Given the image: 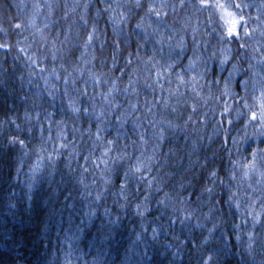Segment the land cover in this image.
I'll use <instances>...</instances> for the list:
<instances>
[{"label": "trees", "instance_id": "16d2710c", "mask_svg": "<svg viewBox=\"0 0 264 264\" xmlns=\"http://www.w3.org/2000/svg\"><path fill=\"white\" fill-rule=\"evenodd\" d=\"M246 1L212 0L226 5ZM256 1L264 7V0ZM49 2L54 5L52 15L45 19L48 10L43 9L37 18L38 26L49 25V43L44 44L34 29L14 27L27 24L35 0H0V43L10 45L0 48V264H202L209 255L211 264H264V229L248 242L236 229L237 212L230 199L233 161L250 122L228 120L237 108L246 117L252 102L239 94L237 84H230L228 97L223 95L215 61L223 44L231 56L229 64L241 63L236 59L242 55V35L228 38L218 9L200 7L199 0H184L182 9H176L180 0H167L175 11L166 8V17L152 15L150 20L146 10L152 0H141L140 8L135 0ZM108 3L123 5L117 11H124L127 21L110 19ZM137 23L144 27L137 28ZM93 24L96 38L85 49L83 40ZM181 38L183 48L178 46ZM191 53L214 57L210 72L198 80L197 91L206 89L208 100L191 86L180 85L179 93L175 91L177 74L185 80L193 76L188 68L180 72L176 62ZM157 61V67L163 65L169 73L161 79L163 88L155 81L152 65ZM61 64L75 84L66 86L62 78L49 75L55 68L63 77ZM90 73L108 83L95 85ZM112 81L119 90L109 107L99 93ZM85 88L87 93L81 94ZM70 99L81 108L79 113L72 111ZM227 103L229 116L224 114ZM131 104H138V111L133 112ZM102 109L107 114L98 118ZM14 137L16 142H10ZM107 140L115 143L109 146ZM105 147L111 152L102 155ZM142 153L153 157L152 171L145 179L139 174L125 177ZM212 171L216 177L209 175ZM151 177L156 182L148 186ZM184 209L191 213L188 219ZM139 245L143 250L136 251Z\"/></svg>", "mask_w": 264, "mask_h": 264}, {"label": "snow or ice", "instance_id": "6c2138e0", "mask_svg": "<svg viewBox=\"0 0 264 264\" xmlns=\"http://www.w3.org/2000/svg\"><path fill=\"white\" fill-rule=\"evenodd\" d=\"M181 3V7L184 6V0H180ZM199 6L200 7H213L216 9H219L220 12L222 13L221 15V20L224 22V25L226 26V36L228 38H241V32L240 29H243V37H250L251 36V32L249 31V27H248V23L247 20L245 18L244 15L240 14V11L243 7H247V5H241L239 3L237 4H233V5H226L225 3L222 2H215L213 3L212 0H199ZM75 7H79V5L77 4ZM75 7L72 8V11H75ZM85 8L87 7V5L84 6ZM135 7L140 8L142 7V3L141 0H135ZM171 7L173 11H175V6L174 5H169L168 3H166V0H159V2L157 3L156 0H152V2H150L148 4L147 10H146V16H148L149 20L151 18L152 15H154L155 17H157L158 19L161 17H166L168 15V13L166 11H164V9ZM54 5L53 3L49 2V0H43V3L40 2V0H35V3H33L32 5V16L29 18L27 24H23V23H17L14 25V27L16 29H24L26 27L32 28L35 30V33H39L40 34V38L43 41L44 44H48L49 43V39L48 37L45 35V30L48 28V24L45 23L43 24V26H38L37 25V18L41 15H44V13L42 12L43 9H47L48 13L45 16V19H47L48 16L52 15V11H53ZM106 8L113 13L112 16H110V19H118L119 22L124 23L127 21V14L124 11H117V9H122L123 5L120 4H116L115 8L113 7V5L111 3H108L106 5ZM230 8H235L237 11H230ZM64 15L67 17L68 16V12L66 11L64 13ZM80 19L83 21L84 24H87L88 21L81 16ZM145 17H141V21H144ZM257 19H259V17H257ZM137 28H142L144 27L143 23H137L136 25ZM147 27H152L151 23L148 24ZM3 30V29H0ZM155 31H159V28L157 27L156 29H154ZM69 31H71V28H69ZM145 31H147V28L145 27ZM195 31V30H194ZM96 26L95 24H93L91 31L87 32L86 34V39L83 40V47L85 49H88L92 46L94 39L96 38ZM65 39H67V34H65ZM167 39L169 41L173 40L172 36H168ZM221 39H224V37L222 36ZM63 42H61L62 44ZM51 46L52 48L56 49L57 51L59 49H57V40L56 39H52L51 40ZM178 46L183 48V38H181V40L178 42ZM10 45L6 44V43H0V48H9ZM241 47H246V45L241 44ZM20 51L24 52L25 49L21 48ZM222 51H227L226 49H222ZM254 52L260 51L259 48H256L253 50ZM83 55V54H82ZM213 55H215V53H213ZM261 59L259 61V63L264 64V52L260 53ZM52 58L53 60H55L57 57L55 55V52H53L52 54ZM28 59L31 61L32 64L39 66L38 62L36 59H33L32 56H29ZM149 61H152V57L148 58ZM229 61V57L226 55L224 56V58L221 60V63H227ZM157 64H159V62H155L153 63L152 67L156 69L155 71V81L157 84L160 85L161 88H163V84H161V79L165 78L166 75H168L169 73H167L164 70V66L161 65L159 68L157 67ZM60 67L64 70L65 75L63 77H61V75L59 73L56 72V69L53 68L52 72L49 73L50 76H55V78L57 80L59 79H63L65 85L67 86L70 82L72 84H75V78L73 77L72 73L68 72L67 68H65V66L63 64L60 65ZM172 65L168 64L167 68L171 69ZM195 67V61L194 60H190L189 61V69L190 70H194ZM254 65L249 64V69H253ZM234 69L236 71H240L239 67L234 65ZM75 71L80 72L81 75L83 74V69L82 68H76ZM256 76H261L262 79H264V73H259V72H253V78L255 79ZM89 78L93 81V83L97 86L104 84V83H108L107 81H104L101 79V77L99 75H95V74H91L89 75ZM202 78V74L200 76H197L195 73L193 74V76L191 77L190 80H185L183 74H177V81H178V86L177 89L175 90L177 93H179V86L180 85H185V86H191V89L194 93H196L197 95H199L200 93L197 91L198 88H200V85L198 84V79ZM45 83H47V80L45 81ZM247 83V82H245ZM133 85V81L130 79L129 80V86ZM255 89V85L253 86ZM225 88L227 89V83H225ZM118 85L116 83V81H112L111 82V87L108 88V90L105 91H101L99 93V95L101 96L102 100L105 102V104H107L109 107H111L113 105V101H114V93L116 91H118ZM134 92L136 91V88L133 87L132 89ZM125 92H127V88L124 89ZM87 93V89L85 88L83 90V92L81 94H86ZM65 94H67V87L65 88ZM49 95H52L51 92H49ZM255 99H257L259 101V107L257 108L256 111H251V122L255 123L258 125L257 127V132L255 133L256 135L259 136H264V86L261 87L260 90V95L259 97H255ZM69 105L72 107V111L75 113H79L81 111L80 107H77L75 105V102L72 101L71 99L69 100ZM245 107H249V105L247 103H245L244 105ZM131 110L133 112L138 111V104H131ZM84 112H88L89 109L84 108L83 109ZM149 112H151V108L148 109ZM173 111H175V109L173 108ZM193 111H195V105H193ZM225 112L228 111V107L225 106L224 109ZM106 111L104 109H102L100 111V113L98 114V118L100 117H104L106 116ZM26 116H28V114L26 113ZM36 119H39V113H37ZM117 120L121 119V117L117 116L116 117ZM192 117L189 116V120H191ZM60 123V122H58ZM149 123H152L151 121H149ZM165 123H167L169 126L171 125V121H165ZM185 123L187 124V121H185ZM229 124L232 123L231 120L228 121ZM154 128L156 127V124L152 125ZM17 128H19V125H16ZM164 134V128L161 127L159 129L158 132V138L160 140H162ZM61 137L63 136V132H61L59 134ZM96 139L99 141L101 139L100 136V127L97 126V130L95 133ZM246 139V137H245ZM17 138H12V140L10 142H16ZM140 140L144 143H147V141L145 140L144 136L141 135L140 136ZM22 146L24 145V141L23 140H19L18 141ZM107 145L111 146L115 143V141L113 140H107L106 141ZM233 143H235V139H233ZM68 145L66 144H62L61 147H67ZM111 152V148L110 147H105L104 152L102 153V155H107L108 153ZM257 157V152L253 151L252 153V163L250 165H244L245 169H254L255 168V160ZM121 159H123V157H120ZM87 159V157L85 158ZM153 157L148 156V157H144L143 153L141 154L140 157L136 158V162L134 165L130 166L128 171H125L124 175L125 177H128L130 174L131 175H136L139 174L141 179H145V173H150L152 171L151 168V161H152ZM105 165H107V161H104ZM248 170H246L244 172V175L247 176L249 174ZM209 175L211 177H216V172L212 171L209 173ZM262 175H264V173H262ZM233 179H235V175L233 174ZM156 182V178L155 177H151L150 179H147L146 183L148 184V186H151L153 183ZM208 192H211L212 189L211 188H206L205 189ZM124 189H121V195H123ZM235 195V194H234ZM165 198L167 199V194H165ZM231 199V197H230ZM237 208L240 207V204L237 203L236 204ZM140 205H137V208H139ZM185 211V216L184 219H188L191 216V213L187 211V209H184ZM249 215H253V221L254 224L256 222H258V213H252L249 212ZM183 222V221H181ZM213 231V229H209V232L211 233ZM249 240L253 241L254 240V233H249ZM249 249L251 250V244L249 245ZM212 261V257L211 255H209L205 260H203L202 264H211Z\"/></svg>", "mask_w": 264, "mask_h": 264}, {"label": "rangeland", "instance_id": "374dc122", "mask_svg": "<svg viewBox=\"0 0 264 264\" xmlns=\"http://www.w3.org/2000/svg\"><path fill=\"white\" fill-rule=\"evenodd\" d=\"M156 2L158 3L159 0H156ZM248 2H238L241 5H247V7H243L239 11L245 16L248 27L250 28L249 31L253 33L250 37H243V33L241 34L245 41L242 42L239 39V42L246 45V47H241L242 49L239 50V53L241 52L242 54L241 57L236 59V61L240 60L241 63L235 62L233 65L229 64L231 56L229 55V50L226 49L223 44L220 45V53L216 57L215 61L218 64L217 81L220 83L223 95L228 97L229 92H231L230 89H232L231 85L237 84L239 85V94H243V98L245 100H250L252 102V106L249 107L246 112V117L243 118V112L240 108L238 111L237 108L236 113H234V117L229 119L232 122H250L249 134L247 135L246 133H243L244 137L240 138L239 146L241 151L237 153L235 161H233V170L231 174V183L233 188L231 190V204L237 212V231L242 232L243 236L248 238V242H251L249 240V233H259V231L261 232V230L264 229V175H262V173H264V136L255 134L257 132L258 125L251 122L250 119L251 111H256L259 107V101L255 99V97H259L261 87L264 86V79H262L261 76H256L255 79L253 78V72L264 73V64L259 63L261 59L260 53L264 52V7L262 6V8L260 6V2H257L256 0H249ZM176 9H182L181 4H177ZM229 10L232 11L231 9ZM218 14L221 17L222 13L219 9ZM257 17H259V19H257ZM222 23L224 25L223 21ZM241 30L242 28L240 29V32ZM258 30H261V32L258 33V37H254ZM220 41L225 44L223 40ZM250 46L251 48L249 49ZM256 48H259L260 51L254 52L253 50ZM222 49H226L227 51H222ZM226 55L229 57V61L227 63H221V60ZM247 55H249V57H247ZM213 59L214 57H211V55L201 58L199 55L197 56L191 53L189 58L178 59L176 62L177 68L181 69L179 70L181 72L184 69H189V61L194 60L195 67L194 70H192V75L194 73L197 76L202 74V78H204L205 74L209 73L212 69L210 61ZM249 64L254 65V68L250 70ZM234 65L238 66L240 71H236L234 69ZM225 83H227V89L225 88ZM254 85L255 89L253 87ZM204 90L205 92L203 90H201V92L199 91L201 94L199 96L201 97L202 94L206 93V100H208L209 92L206 89ZM230 106L231 104L228 105V111L224 112V114L226 113L228 116L231 109ZM253 151L257 152L255 168L250 170L245 169L244 165H250L252 163ZM246 170L249 172L247 176L244 175ZM233 174L235 175V179L232 178ZM237 203L240 204L239 208L236 206ZM249 212L259 214L257 218L258 222L254 224L253 215H249ZM140 248L143 250L140 245L139 249L135 250L140 251Z\"/></svg>", "mask_w": 264, "mask_h": 264}]
</instances>
